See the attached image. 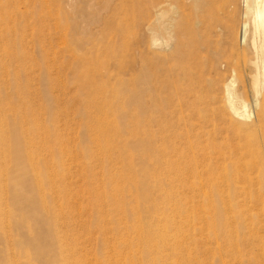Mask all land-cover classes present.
<instances>
[{"label": "rangeland", "instance_id": "374dc122", "mask_svg": "<svg viewBox=\"0 0 264 264\" xmlns=\"http://www.w3.org/2000/svg\"><path fill=\"white\" fill-rule=\"evenodd\" d=\"M174 1L170 64L208 85L228 61L240 84L250 51L236 43L239 0ZM143 3L0 0V264H64V247L88 264H264V176L190 190L157 166L165 125L150 107L146 33L124 28ZM183 111L168 129L193 114ZM240 191L259 202L241 206Z\"/></svg>", "mask_w": 264, "mask_h": 264}, {"label": "bare ground", "instance_id": "6f19581e", "mask_svg": "<svg viewBox=\"0 0 264 264\" xmlns=\"http://www.w3.org/2000/svg\"><path fill=\"white\" fill-rule=\"evenodd\" d=\"M143 4L144 13L138 17V10L134 12L131 18L126 19V23L124 21V28L140 23L146 33L143 43L147 48V55L144 54L147 58L145 64L151 71L150 107L162 113V123L165 125L161 135L163 144L162 147L160 146V151L158 150L159 153L156 152L158 157L160 156L157 166L161 173L169 178L170 185L181 189L203 190L209 187L219 191L230 188L241 189L242 184L252 180L251 175L254 173L264 176V0H239L241 22L236 43L238 47L246 46L250 51L249 57L245 58L243 63L246 66L240 84H237L232 77L234 68L228 61L223 60L224 63L217 61V64L212 65L215 77L210 80L211 84L207 81L208 85H204L205 82L200 75L188 73L185 70L186 66L170 64L169 60L177 59L175 47L169 49L171 41L175 38L171 32L172 27L175 26L173 17L176 9L175 1L144 0ZM87 17L90 16L87 15L86 19ZM86 21L88 23V20ZM90 74L87 76L89 78L84 76L87 79L86 83L95 82V76ZM94 86L95 83L92 89ZM87 87L89 86L82 88ZM102 90L98 86L94 89V94ZM183 110L192 111L193 114H188L183 121L178 120L174 129L169 126L172 133L169 132L167 125L173 114ZM206 111L211 114H208L210 120L206 117ZM194 119L197 123L193 122ZM171 135L174 137L173 141L170 140ZM100 142L101 140L97 144L100 145ZM177 142L180 145H176ZM143 143L147 142L143 141ZM253 152L257 153V159L250 163L249 157ZM96 159L97 162L101 160L98 156ZM157 159L155 157V161ZM46 179L51 185L54 183L49 172L46 173ZM54 194L59 197L61 193ZM238 198L241 206H246L250 202H259L260 194L240 191ZM118 206L121 207L119 204ZM61 213L70 220L75 217V214L72 215L70 212ZM73 226L81 227L77 222ZM56 232V243L60 246L65 239L58 235V230ZM77 239L78 236H75L71 240L76 242ZM32 244L39 246L37 240H33ZM64 252L66 254L63 258L64 264H88L87 259L77 256L79 254L76 249L69 250L64 247ZM40 254V257H44L42 251ZM111 256L108 262L112 259Z\"/></svg>", "mask_w": 264, "mask_h": 264}]
</instances>
